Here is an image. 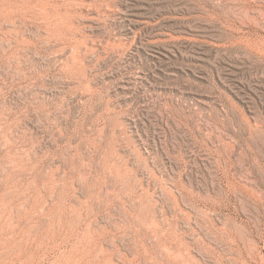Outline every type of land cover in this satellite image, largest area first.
<instances>
[{"label": "rangeland", "instance_id": "1", "mask_svg": "<svg viewBox=\"0 0 264 264\" xmlns=\"http://www.w3.org/2000/svg\"><path fill=\"white\" fill-rule=\"evenodd\" d=\"M0 264H264V0H0Z\"/></svg>", "mask_w": 264, "mask_h": 264}]
</instances>
